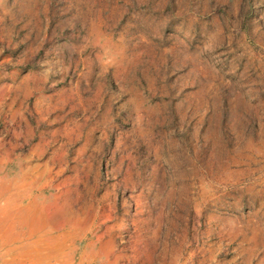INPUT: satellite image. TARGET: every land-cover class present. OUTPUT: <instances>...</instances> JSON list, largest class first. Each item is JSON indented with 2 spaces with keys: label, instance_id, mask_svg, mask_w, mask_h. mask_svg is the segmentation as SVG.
I'll return each instance as SVG.
<instances>
[{
  "label": "rangeland",
  "instance_id": "1",
  "mask_svg": "<svg viewBox=\"0 0 264 264\" xmlns=\"http://www.w3.org/2000/svg\"><path fill=\"white\" fill-rule=\"evenodd\" d=\"M46 165L73 264H264V0H0V177Z\"/></svg>",
  "mask_w": 264,
  "mask_h": 264
},
{
  "label": "bare ground",
  "instance_id": "2",
  "mask_svg": "<svg viewBox=\"0 0 264 264\" xmlns=\"http://www.w3.org/2000/svg\"><path fill=\"white\" fill-rule=\"evenodd\" d=\"M48 167L43 173L33 168L30 175L27 168L17 178L0 177V260L5 264H73V242L94 230L92 206L76 211L70 197L63 204V191L43 195V186L51 182Z\"/></svg>",
  "mask_w": 264,
  "mask_h": 264
}]
</instances>
